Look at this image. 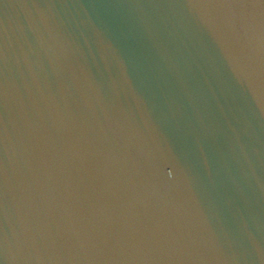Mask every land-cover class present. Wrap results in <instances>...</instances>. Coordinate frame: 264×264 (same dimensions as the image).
<instances>
[{
    "label": "water",
    "instance_id": "water-1",
    "mask_svg": "<svg viewBox=\"0 0 264 264\" xmlns=\"http://www.w3.org/2000/svg\"><path fill=\"white\" fill-rule=\"evenodd\" d=\"M0 264H264V0H0Z\"/></svg>",
    "mask_w": 264,
    "mask_h": 264
}]
</instances>
